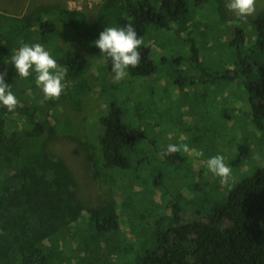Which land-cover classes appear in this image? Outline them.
I'll use <instances>...</instances> for the list:
<instances>
[{
    "label": "trees",
    "instance_id": "obj_1",
    "mask_svg": "<svg viewBox=\"0 0 264 264\" xmlns=\"http://www.w3.org/2000/svg\"><path fill=\"white\" fill-rule=\"evenodd\" d=\"M208 1L102 0L94 12L59 2L23 14L0 7V73L20 102L11 113L0 105V264H52L69 237L74 253L65 264H264V162L244 170L252 161V140L241 137L235 145L239 133L231 141L207 133L242 119L244 132L258 134L264 154V9L237 18L222 35L228 21L223 0H214L215 12L206 8ZM246 20L255 27L252 41ZM129 23L144 40L142 58L116 81L110 59L94 41L104 28ZM36 42L68 69L60 98L43 104L36 74L21 78L11 63L23 43ZM158 61L171 70L162 86ZM207 83L215 85L217 102L232 92L239 111L233 117L214 109L190 112L191 122L181 115L165 127L171 120L157 114L164 103L179 104L187 88ZM74 123L94 178L109 191L96 205L83 201L72 169L50 149L59 131ZM180 135L200 141L211 157L222 152L237 174L225 185L216 179V187L223 184L217 197L198 200L197 208L173 194L159 168L151 178L135 173L137 148L152 154V139L169 145ZM82 225L87 231L76 238Z\"/></svg>",
    "mask_w": 264,
    "mask_h": 264
},
{
    "label": "rangeland",
    "instance_id": "obj_2",
    "mask_svg": "<svg viewBox=\"0 0 264 264\" xmlns=\"http://www.w3.org/2000/svg\"><path fill=\"white\" fill-rule=\"evenodd\" d=\"M102 0H0V7L3 11L10 13V14H23L27 11L29 7H33L40 3L45 4H56V3H66L68 7L70 8H87L91 11H95L97 9V5ZM209 3V4H208ZM208 5H206V8L210 9L211 7L215 8L217 4L215 1H208ZM224 8L223 13L226 16L227 22H222V24L225 27H222L223 29L221 31L222 35L225 34V28L227 29L229 24H232L233 21L237 20V17L229 11L226 7V0H223ZM264 9V0H257V11L255 13L258 14L260 11ZM212 12H215L216 9H212ZM254 16V15H253ZM250 17V16H249ZM248 21V23L246 22ZM243 22H246L243 24V27L245 28L249 40H251L250 37H254L255 27L251 23H249V20H246ZM220 30V29H219ZM218 31V30H216ZM162 38L161 36L159 39ZM156 77L158 78L157 84L163 85L165 76H168L171 74V70L169 69L167 63H161L158 61L157 63V69H156ZM155 75H152L153 77ZM104 77V76H103ZM155 77V78H156ZM156 84V85H157ZM218 85L217 83H214ZM147 89H152V84L146 83ZM215 85L213 84H201L194 87L187 88L183 92V100L181 103L178 104V102L173 101L172 99H168L167 102L164 103V108L161 109L162 111L157 112V114L161 117L167 116V119L171 120V122H165V127L173 126L174 120L178 116L184 117L185 124L188 123V116L191 113L196 114L197 112L200 114H206L209 110H218L226 113V116L233 117V112L239 111L240 103L239 105H235L239 102L237 100L232 92H230L229 98H224L223 100L217 102L216 96H215ZM153 92V90H150ZM160 93H163V89H159ZM168 98H171L168 96ZM244 105V104H243ZM235 106H238L236 110H233ZM191 112V113H190ZM155 114V115H157ZM157 115V116H158ZM198 115V114H197ZM186 116V117H185ZM224 116V117H226ZM80 119V118H79ZM242 119L237 120L234 126L228 125V128H223L221 133L218 132V130L215 128H209L207 130V133L210 134L213 140H215L219 135L225 136L226 138H231L235 134L239 133L240 137L234 136V143L235 145L240 141L241 137L247 138L250 141L252 140V148L251 150V159L252 160L248 165L243 166V169H250L251 167L258 166V164L264 162V156L263 150L261 149V143L259 142L258 134H255L254 131L251 132L252 135L244 128V124ZM89 121V116H88ZM192 122L194 125H197L198 123ZM191 122V121H189ZM78 123L72 124L73 126H69L67 128H62V130L59 131L56 138L50 143V149L54 152H57L61 156L64 157L66 163L69 165V167L72 169L74 175L76 176L78 183H79V193L81 198L86 204L89 205H96L100 203L103 199L109 197V191L107 190L106 186L104 184H101L98 180H96L92 173V165L88 163L87 161V155L84 151V149L81 146L80 140L81 138V131H78L75 126ZM243 124V125H242ZM251 129V128H250ZM244 132V133H243ZM199 132L197 131L196 134ZM183 134V133H182ZM184 134H189L190 138L192 136V131L186 129ZM245 134V135H244ZM238 135V136H239ZM152 137V135H151ZM153 138V137H152ZM183 135H180L179 139L176 141L171 140V144H187L189 146V151L184 152L181 150L179 153H177L174 156H165L164 152L168 146V143L162 144L157 138L152 139L153 143V153L151 154L149 150V153H145L143 149H136L133 153V161L136 162V169L135 173H137V176L139 178H142L144 176H149L150 178L154 175L151 171L154 169L159 168L162 170V175L165 176L164 180L166 181L168 188L173 192V194L178 195L179 199L185 201L187 199H192L191 202H195L194 208L198 207L201 202L198 200L205 199V197L210 198H216L218 195V192L222 189V186L219 185L216 187V179L219 178V176H216L213 174L207 166L203 167L202 176L198 174L201 163L207 164V158H204V156L210 158L211 156L208 153H203L202 156L198 155L199 152H204L202 149H205L204 147H201L203 144H200V141L195 142L194 138H192V142H188L190 139L189 137H186L185 140H182ZM231 141V139H229ZM226 141V140H225ZM221 143H223L220 140ZM216 146L218 145V141L216 140ZM200 144V146L198 145ZM205 145V144H204ZM142 147L147 148L148 144L145 143L142 145ZM200 147V148H199ZM225 151V156L227 158L228 155L231 154L229 151V147L226 145L223 146ZM217 151L221 152L218 147H216ZM222 154V152H221ZM145 155V160L140 161V157ZM258 156V158H256ZM203 157V158H202ZM197 162V163H196ZM227 164V163H226ZM239 173V172H237ZM242 173V172H240ZM205 174V176H204ZM237 175V174H236ZM235 176H231L228 181H231V178L234 179ZM216 181V182H214ZM222 182H224L222 180ZM227 184V182H224V185ZM116 196V195H115ZM117 197V196H116ZM184 203V202H183ZM189 203L187 207H189ZM186 207V208H187ZM192 208V210L194 209ZM157 209V208H156ZM191 209V208H190ZM189 209V210H190ZM78 230V233L76 234V238L80 235V233H84L87 231L85 227L79 226L75 228ZM71 232V231H70ZM69 237V236H68ZM73 246L74 241L72 239L69 240L66 239L59 244V249H62L64 252L62 253V257L58 258L55 257L54 261H52V264H65L66 260L70 258V256L74 253L73 252Z\"/></svg>",
    "mask_w": 264,
    "mask_h": 264
},
{
    "label": "clouds",
    "instance_id": "obj_3",
    "mask_svg": "<svg viewBox=\"0 0 264 264\" xmlns=\"http://www.w3.org/2000/svg\"><path fill=\"white\" fill-rule=\"evenodd\" d=\"M225 7L234 13L238 19H246L255 15L257 0H226ZM101 53L111 61V70L114 79L121 81L129 75V68H136L141 61L140 48L144 45L142 37L138 36L136 29L129 23L122 27H106L99 33L94 41ZM11 63L14 65L18 76L28 78L33 72L35 83L42 89L43 104L45 100L59 99L66 88L68 69L58 65L57 60L49 50L39 42L23 43L12 55ZM20 102L12 91L11 85L5 82V73H0V105L11 113L19 106ZM181 150L189 151L187 144H169L164 152L165 156H174ZM198 155L202 156L203 152ZM258 158V156L256 157ZM208 169L227 182L232 175V169L225 162L222 154L208 158Z\"/></svg>",
    "mask_w": 264,
    "mask_h": 264
}]
</instances>
